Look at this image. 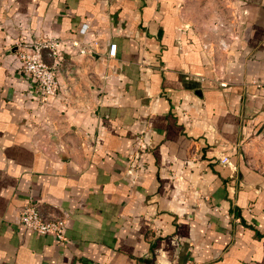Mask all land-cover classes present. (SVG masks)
<instances>
[{
  "label": "crops",
  "instance_id": "obj_1",
  "mask_svg": "<svg viewBox=\"0 0 264 264\" xmlns=\"http://www.w3.org/2000/svg\"><path fill=\"white\" fill-rule=\"evenodd\" d=\"M42 38L46 105L16 51ZM0 264H264V0H0Z\"/></svg>",
  "mask_w": 264,
  "mask_h": 264
},
{
  "label": "built area",
  "instance_id": "obj_2",
  "mask_svg": "<svg viewBox=\"0 0 264 264\" xmlns=\"http://www.w3.org/2000/svg\"><path fill=\"white\" fill-rule=\"evenodd\" d=\"M83 32L81 29L80 33ZM62 44L60 38H42L34 43L16 44L20 73L34 88L40 104L46 105L51 97L61 92L59 75L62 72L60 55ZM71 46L78 49L80 56H90L94 53L90 47L80 48L79 42L73 41ZM221 46L224 48L225 43L221 42ZM115 49V45H109L108 55L113 56ZM140 149L147 147L140 145ZM221 163L229 165L226 158L221 159ZM18 225L37 235H51L59 241L65 238L66 219L43 215L37 204H29L21 208Z\"/></svg>",
  "mask_w": 264,
  "mask_h": 264
}]
</instances>
